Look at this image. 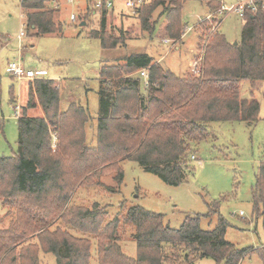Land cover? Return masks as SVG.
<instances>
[{"label": "trees", "instance_id": "obj_1", "mask_svg": "<svg viewBox=\"0 0 264 264\" xmlns=\"http://www.w3.org/2000/svg\"><path fill=\"white\" fill-rule=\"evenodd\" d=\"M185 1L152 0L139 13L141 30L152 34L156 24L151 22L152 14L161 6L160 32L170 42H180ZM51 3L53 0H21L28 36L61 33V25L54 20L58 10ZM205 6L215 12L221 4L208 0ZM106 11L101 10L99 30L89 36L99 39L103 50H111L115 44L106 34ZM198 28L204 42L211 24L204 20ZM210 36L203 68L197 74L178 77L153 57L140 53L125 57L122 63L102 66L95 145L91 147L86 145V126L91 121L88 108L69 102L62 109L60 88L53 80L29 84L26 103L16 120V153L0 156V200L15 209L17 216L7 229L0 225V264H38L37 253L16 252L26 237L36 233L39 249L53 255L56 264H89L92 241L98 264H194L201 259L240 264L254 253L264 264L261 251L237 249L225 240L229 225L221 217L211 231L201 230L197 216L187 217L179 229H171L164 225L162 215L129 207L122 223L131 228L130 238L136 244L137 255L132 259L119 245V217L105 223L106 207L98 203L90 208L66 206L89 173L115 171L114 181L120 186L123 173L119 164L125 160L136 162L166 185L179 186L195 173L191 152L210 137V123L258 121L259 104L240 98L239 83L245 80L253 86L264 81V10H246L236 45L217 31ZM141 70L148 73L146 85L138 75ZM10 96L14 103L13 93ZM37 106L43 115H29ZM251 201L253 215L264 217V160L257 168ZM213 213L215 210L208 212L209 216ZM56 221L82 236L62 231L54 226Z\"/></svg>", "mask_w": 264, "mask_h": 264}, {"label": "rangeland", "instance_id": "obj_2", "mask_svg": "<svg viewBox=\"0 0 264 264\" xmlns=\"http://www.w3.org/2000/svg\"><path fill=\"white\" fill-rule=\"evenodd\" d=\"M53 1L58 5L59 11L54 20L61 25V33L31 37L22 25L24 20L19 0H0V156L8 157L16 153L17 119L14 118L13 107L19 104L21 109L25 105L27 88L31 83L19 81L6 72L7 66L14 61H19L25 69L44 71L45 79L55 81L60 88L62 109L69 102H77L88 108L91 116L86 126L88 147L95 145L99 109L98 77L102 66L122 63L125 57L140 53L156 60L162 57L159 62L162 68L178 77H182L186 71L192 74L191 64L194 62L198 63L199 70L203 68L204 49L211 36L209 33L201 42L203 33L198 28V21L202 22L200 20L213 13L207 9L205 2L185 1L181 12L185 25L181 41L163 44L162 40H167L159 30L163 7L159 6L153 12L151 22L156 24L152 34H149L141 30L138 16L152 0H142L139 8L131 10L125 6L127 0H109L112 6L106 11V34L111 37L115 47L103 50L100 40L89 36L91 32L99 30L102 9L95 10L93 5L98 0ZM222 3L230 6L234 1L222 0ZM51 5L54 7V4ZM140 6L143 7L140 9ZM71 15L76 17L75 22L70 20ZM219 22L217 32L228 43H238L242 21L234 13H229L221 17ZM81 23L84 25L81 26ZM21 30L25 35L18 40ZM199 43H202V48ZM11 93L14 103L10 102ZM239 96L258 102V121L252 124L210 123V137L191 152L195 156L191 158L195 173L186 182L179 186L166 185L136 162L125 160L119 164L123 173L120 186L114 181L115 171L89 173L87 182L75 188L66 206L90 208L93 203H98L106 207L108 217L105 223L119 217V245L123 254L132 259L137 255L136 244L130 238L131 228L125 226L122 219L126 209L135 206L162 215L164 225L171 229H179L187 217L197 216L200 218L201 230L211 231L221 217L229 225L225 233L226 241L237 249L253 248L264 255V217L253 215L251 201L257 168L264 160V81L253 86L248 81H241ZM28 114L43 115L39 106ZM109 188L113 191L110 192ZM259 209H262L261 204ZM209 210H215V213L209 216ZM240 212L243 215H239ZM16 218L15 209L4 206L0 200L1 227L7 229ZM54 224L73 236H82L63 221ZM36 236L37 233L26 237L16 252L19 253L20 249L29 255L35 252L38 264H56L53 255L39 249ZM95 249L92 241L89 264H98ZM194 264L215 263L211 259H201ZM241 264L263 263L260 256L254 253L244 258Z\"/></svg>", "mask_w": 264, "mask_h": 264}, {"label": "built area", "instance_id": "obj_3", "mask_svg": "<svg viewBox=\"0 0 264 264\" xmlns=\"http://www.w3.org/2000/svg\"><path fill=\"white\" fill-rule=\"evenodd\" d=\"M200 2H207L208 0H199ZM220 2L221 6L220 8L209 14L207 17H205L201 21H208L211 24V31L210 35H212L215 31H217L219 25H220V18L229 14L234 13L241 21L244 19L246 10L250 9L253 12H256L258 9L264 10V0H233L234 3L230 6H225L222 3V0H217ZM142 0H127L125 2V6L128 9H135L138 8L141 4ZM95 10H101L106 9L108 10L112 3L109 0H98L96 3H93ZM70 20L72 22L75 21V16H70ZM24 32L21 30L17 36L18 40H21L24 37ZM164 43H169L170 41L167 39L163 40ZM7 72L14 78H16L19 81H29L32 82L34 80L39 79H45V72L44 71H32V70H26L23 68L21 63L19 61H14L10 63L7 67ZM191 72L192 74H197L199 72V66L197 62H194L191 64ZM138 75L143 79L144 84H147L148 79V73L146 70H141L138 72ZM14 112V118L17 119L20 116V105L15 104L13 107ZM192 159L195 158V156L191 157ZM239 215H243L242 212L239 213Z\"/></svg>", "mask_w": 264, "mask_h": 264}, {"label": "crops", "instance_id": "obj_4", "mask_svg": "<svg viewBox=\"0 0 264 264\" xmlns=\"http://www.w3.org/2000/svg\"><path fill=\"white\" fill-rule=\"evenodd\" d=\"M20 3H21V0H19V9H20ZM52 4H54L55 9L58 10V8H57L58 5L56 6L55 3H54V1H53ZM58 11H59V10H58ZM20 12H21V9H20ZM57 13H58V12H57ZM21 15H22V13H21ZM71 16H72V15H71ZM207 16H208V15H207ZM207 16H206V17H207ZM22 17H23V16H22ZM23 20H24V18H23ZM75 20H76V17H75ZM200 21H201V20H200ZM74 22H75V21H74ZM199 23H200V22L198 21V24H199ZM22 25H23V28H24V21H23V24H22ZM81 26H83V23H81ZM160 34H162V33H160ZM162 35H163V34H162ZM164 40H165V39H164ZM162 43H163V44H166V43L163 42V40H162ZM161 58H162V57H160V58L157 59V60L154 59V58H153V59L155 60L156 63H158V64L160 65L159 62L161 61ZM188 65H189V64H188ZM160 66H161V65H160ZM7 67H8V66H7ZM161 67H162V66H161ZM23 68H24V67H23ZM24 69H25V68H24ZM26 70H29V69H26ZM32 71H33V70H32ZM35 71H39V70H35ZM167 71H168V70H167ZM6 72H7V69H6ZM7 73H8V72H7ZM186 73H187V71L185 72V74H186ZM185 74H184V75H185ZM184 75H183V76H184ZM142 80H143V79H142ZM256 83H257V82H256ZM256 83H255V84H256ZM27 91H28V88H27ZM26 99H27V97H26ZM22 100H23V99H22ZM22 100L20 101V103H22ZM23 105H24V104H23ZM23 105H22V107H23ZM240 264H241V263H240Z\"/></svg>", "mask_w": 264, "mask_h": 264}, {"label": "water", "instance_id": "obj_5", "mask_svg": "<svg viewBox=\"0 0 264 264\" xmlns=\"http://www.w3.org/2000/svg\"><path fill=\"white\" fill-rule=\"evenodd\" d=\"M84 25V24H83ZM234 45H236V43H234Z\"/></svg>", "mask_w": 264, "mask_h": 264}]
</instances>
